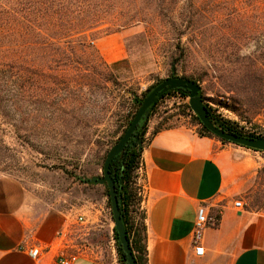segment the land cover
<instances>
[{
  "label": "rangeland",
  "instance_id": "obj_1",
  "mask_svg": "<svg viewBox=\"0 0 264 264\" xmlns=\"http://www.w3.org/2000/svg\"><path fill=\"white\" fill-rule=\"evenodd\" d=\"M202 2L196 8L193 0L96 1L101 25L87 35L85 51L76 47L73 53H63L47 48L40 53L32 42L26 63L16 62L18 55L12 53L16 63L8 64L10 53L0 50V173L20 179L47 201L65 208L97 204L103 196L107 205L104 185L82 180L102 175L104 155L120 134L124 117L132 111L130 97L140 96L171 72L202 77L198 84L205 102L217 114L264 135V115L257 112L254 102L243 103L240 94L224 92L220 87L218 78L223 72L227 84L240 85L243 61L225 47L219 21L209 29L212 12L207 0ZM190 16L205 25L195 34L185 30L182 41L188 43L194 36L199 44L177 61L174 58L180 49L176 37ZM120 21L128 25L117 32L113 26V31L105 30ZM262 36L241 41L240 54L254 53L264 59ZM206 58L215 60L216 70L205 69ZM220 58L225 61L222 65L217 62ZM54 59L60 60L58 65L51 62ZM114 61H120L117 84L105 82L96 74L104 71L101 63ZM221 68L224 70L219 71ZM186 103L188 98H162L153 111L158 126L173 125L178 119L195 123ZM252 155L253 168L235 184L237 199L244 207L259 209L264 206V152ZM137 186L142 197L143 181H137ZM110 237L105 242L107 247ZM113 250V257L107 251L105 257L109 263L120 264L116 243ZM69 253L78 250L72 247Z\"/></svg>",
  "mask_w": 264,
  "mask_h": 264
},
{
  "label": "crops",
  "instance_id": "obj_2",
  "mask_svg": "<svg viewBox=\"0 0 264 264\" xmlns=\"http://www.w3.org/2000/svg\"><path fill=\"white\" fill-rule=\"evenodd\" d=\"M154 116L141 149L147 264H264V206L233 205L236 179L253 168L252 153L264 151L202 135L197 123L182 119L155 131ZM47 200L0 173V264H60L70 256L73 264H113L105 257V251L113 257L115 244L105 196L97 204L70 208ZM200 205L218 215V222L204 229V251L197 256L192 233ZM76 215L85 221L76 222ZM29 247H39L40 255L31 257L24 250ZM72 247L78 253H69Z\"/></svg>",
  "mask_w": 264,
  "mask_h": 264
},
{
  "label": "trees",
  "instance_id": "obj_3",
  "mask_svg": "<svg viewBox=\"0 0 264 264\" xmlns=\"http://www.w3.org/2000/svg\"><path fill=\"white\" fill-rule=\"evenodd\" d=\"M96 1L104 0H0V50L10 53L7 63H14L12 53L18 55L16 62L23 60V63H26L27 50L32 48V42L36 44V48L40 50V53H45V49L47 48L62 51L63 53L66 51L73 53L76 47L81 51H85L87 47L84 41L87 35L89 32H94V30L97 31L101 25V14L99 13L101 11L98 9ZM201 1L204 2V0H193L196 8L201 5ZM207 4L209 10L212 12V19L207 23V25L209 24V29H212L211 25H217V21H219L221 37L225 39V47L231 48L230 54L236 55L243 61L242 72L244 75L240 77V81L237 83H240V85L227 84L226 80L223 79V72L218 78V80L220 79V87L224 92L240 94L243 98V103L253 101L257 112L264 115V59L258 58L254 53L240 54V47L238 46L243 40L254 39L256 34L263 35L262 37H264V0H207ZM221 17L223 21L219 19ZM187 23L176 37L177 48L180 49L179 56L174 58L177 61L185 58L189 49L199 44L197 43V39L199 38H194V36L190 39L188 38V43L182 41L183 34L186 32L185 30L188 29L192 32L191 34H195V30H198V27L205 25H200L198 18H193L192 16L188 18ZM126 25L128 23L124 21L115 22L113 25L105 27V30L111 32L115 28L114 31L117 32ZM59 61L58 59H54L51 62L58 65ZM217 62L221 63V65L225 63L222 58L217 60ZM119 63L120 61H114L109 64L103 62L101 64L104 71H96V74L105 82L117 84V67ZM215 64L217 63H215L213 58L209 60L206 58L203 63L205 69L213 71L216 70ZM24 67L28 68V66ZM222 69L224 70V68L218 70L223 71ZM170 76L188 78L197 83L202 80V77H195L193 75L178 76L172 72ZM25 80L28 81V77ZM162 80H158L148 86L140 96L130 97L132 111L128 112L126 117H124L121 132L114 143L127 129L142 100ZM25 84L27 83L25 82ZM175 92H179L184 97H188L189 95L188 90L181 88L168 90L163 93L142 117L134 131V136L141 135L143 139L147 121L159 101ZM199 94L202 96L209 119L219 129L250 138L264 137L261 133L248 131L238 123L221 117V115L216 113L214 108L205 102L201 90ZM232 99L236 100L235 97H232ZM185 106L191 111L188 103ZM191 114L194 122L199 125L200 134L216 137L201 124L199 118L193 112ZM159 128L160 126L156 127L155 131ZM218 139L225 143H231L221 138ZM132 142L133 138L112 159L109 170L116 187L118 208L135 263L147 264L145 212L141 208L142 197L138 194L139 187L137 186V170L141 163V150H138L137 146H133ZM106 154L104 155V159ZM104 187L107 205L111 208L108 190L105 185ZM113 235L119 262L120 264H127L122 254L115 228H113Z\"/></svg>",
  "mask_w": 264,
  "mask_h": 264
},
{
  "label": "water",
  "instance_id": "obj_4",
  "mask_svg": "<svg viewBox=\"0 0 264 264\" xmlns=\"http://www.w3.org/2000/svg\"><path fill=\"white\" fill-rule=\"evenodd\" d=\"M171 70H174V65H172ZM186 89L189 92L188 104L191 111L199 118L201 124L213 135L221 138L225 141L242 145L248 148L264 151V137L261 138H250L245 136H240L234 133H229L223 131L216 127L212 121L209 119L206 108L203 104L202 96L199 94L201 87L200 85L188 78L170 76L159 82L142 100L140 106L136 110L130 124L128 125L125 132L120 136V138L108 149L105 159L102 165V175L92 176L88 179L82 180L84 183H93L105 185L108 190L112 219L114 222V228L117 232L119 245L122 250V254L126 259L127 264H136L133 257L129 242L126 236L124 226L122 224L120 211L118 208V199L116 193V187L114 181L110 174V163L112 159L118 155L125 146H127L129 140L133 138L132 145L137 146L138 150L142 149V137L141 135H135L134 131L142 119V117L148 112L150 106L156 102L158 97L168 90L173 89Z\"/></svg>",
  "mask_w": 264,
  "mask_h": 264
},
{
  "label": "built area",
  "instance_id": "obj_5",
  "mask_svg": "<svg viewBox=\"0 0 264 264\" xmlns=\"http://www.w3.org/2000/svg\"><path fill=\"white\" fill-rule=\"evenodd\" d=\"M174 98H177L178 100H185L188 97H184L179 92H175ZM143 139L144 141H147L148 137H144ZM137 181L144 182V172L142 170L141 163L139 164V167L137 170ZM143 193H144V186H142V191H141L142 195ZM233 205L237 209L244 208V204L240 199L234 200ZM217 216L218 215L211 214L210 211L207 210V207L205 205L198 206L197 211H196L195 221H194V229L192 233V246H193L195 255L200 256L203 254L204 248L202 246V240H203L204 229L207 226L216 225L218 222ZM75 221L78 223H82L85 221V219L82 215H76ZM24 250H26L27 253L33 258H37L40 255L39 247H29ZM60 264H73V257L70 256L68 258L62 259L60 261Z\"/></svg>",
  "mask_w": 264,
  "mask_h": 264
}]
</instances>
